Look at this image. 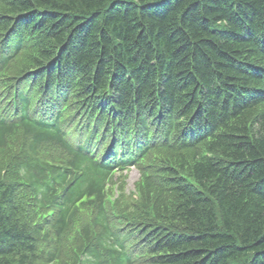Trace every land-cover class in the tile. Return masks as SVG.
Segmentation results:
<instances>
[{
	"label": "trees",
	"instance_id": "obj_1",
	"mask_svg": "<svg viewBox=\"0 0 264 264\" xmlns=\"http://www.w3.org/2000/svg\"><path fill=\"white\" fill-rule=\"evenodd\" d=\"M0 121V264H264V0H0Z\"/></svg>",
	"mask_w": 264,
	"mask_h": 264
},
{
	"label": "rangeland",
	"instance_id": "obj_2",
	"mask_svg": "<svg viewBox=\"0 0 264 264\" xmlns=\"http://www.w3.org/2000/svg\"><path fill=\"white\" fill-rule=\"evenodd\" d=\"M138 178V174L135 170H131L128 172V179H127V189L128 191L133 190V183Z\"/></svg>",
	"mask_w": 264,
	"mask_h": 264
}]
</instances>
